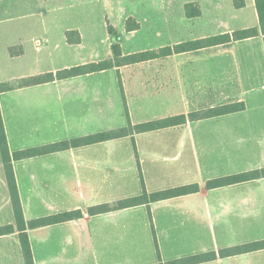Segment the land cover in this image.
Returning <instances> with one entry per match:
<instances>
[{
	"label": "crops",
	"instance_id": "crops-1",
	"mask_svg": "<svg viewBox=\"0 0 264 264\" xmlns=\"http://www.w3.org/2000/svg\"><path fill=\"white\" fill-rule=\"evenodd\" d=\"M5 1L0 0V4ZM189 3L200 8L199 16L187 15ZM211 7L221 17L223 27L215 35L251 27L259 28L260 34L99 72L115 70L127 96L133 89L126 87L125 69L148 67L145 79L135 80L136 86L140 85L136 94L145 99L157 97L159 113L150 117L151 111L143 110L140 103L130 109L127 96L131 123L186 115L185 123L45 155L13 158L26 224L64 211L84 212L80 219L27 227L35 264H154L159 257L152 224L164 262L215 252L217 258L199 264H263L264 249L227 257L219 253L264 240L258 235L264 229V177L214 188H208L207 182L264 168V35L255 0H232L230 6L214 0ZM182 8L179 15L189 21L204 15L201 1L184 0ZM172 17L176 16L166 11L161 19L168 22ZM230 19L240 20L239 27H232ZM19 37L0 32V83L34 76L16 62L24 51L19 56L9 54L10 48L21 47ZM205 37L209 36L192 40ZM184 42L187 40L158 49ZM81 43L71 44L66 36L63 48ZM155 65L157 72L152 77ZM73 66L78 65L65 68ZM59 70L54 67L41 74ZM96 73L0 91L11 153L127 126L116 89L112 91L107 80L95 79ZM146 103L142 105L149 107ZM234 103L245 107L227 114L188 118L193 112L203 114ZM140 170L149 193L188 184H198L199 191L97 215L87 213L91 206L140 195ZM6 226L14 229L0 234V264H26L0 162V228Z\"/></svg>",
	"mask_w": 264,
	"mask_h": 264
},
{
	"label": "rangeland",
	"instance_id": "rangeland-1",
	"mask_svg": "<svg viewBox=\"0 0 264 264\" xmlns=\"http://www.w3.org/2000/svg\"><path fill=\"white\" fill-rule=\"evenodd\" d=\"M183 1L7 0L0 4V32L20 35L18 46L22 47L24 54L16 59V62L22 63L23 68H28L27 73L30 76L41 74L54 67L64 69L65 65H82L111 59L113 58L112 44L115 42L122 45L127 55L158 50L159 46L164 44L172 45L180 40L188 41L202 35L212 36L222 31L221 17L212 11L211 3L214 0H197L202 2L204 15L193 21L183 19L179 15L183 11ZM223 1L229 6L232 3V0ZM166 11L172 12L176 17H172L168 22L164 21L161 18L163 12ZM129 18H134L140 23L138 30L128 31L126 29ZM239 21L230 19L229 23L232 27H239ZM181 25L184 26L183 29L180 28ZM110 27L113 28L115 34L110 32ZM68 30L81 31L83 35L81 45L63 48ZM40 41L44 42L42 46L39 45ZM156 72L157 65L151 68L152 77ZM15 73L20 75L19 73L24 72ZM147 73L148 67L141 68L133 65L125 69L123 79L126 87L129 85L133 89H131L133 93L128 92L129 95L127 94L130 109L131 105L137 107L140 103L143 110L151 111L150 117H152L158 115V107L161 106L156 100L157 97L145 99L136 94L140 85L136 86L135 80L145 79ZM96 78L107 80L112 91L116 89L115 93L122 107L121 112L125 115L126 125L125 102L128 107V97L125 95V100L123 99L120 86L121 76L115 70H109L106 74L96 73ZM138 98H141L143 102H138ZM145 102L149 107L142 105ZM134 112L136 114L137 111ZM258 235L264 237V229L259 231Z\"/></svg>",
	"mask_w": 264,
	"mask_h": 264
},
{
	"label": "trees",
	"instance_id": "trees-1",
	"mask_svg": "<svg viewBox=\"0 0 264 264\" xmlns=\"http://www.w3.org/2000/svg\"><path fill=\"white\" fill-rule=\"evenodd\" d=\"M256 7L260 20V28L261 32L264 35V0H255ZM237 7L240 4L236 3ZM186 13L188 16L195 17L201 14L200 8L194 4L189 3L186 5ZM140 28V24L134 19L129 18L127 20L126 29L128 31H135ZM112 34H115L112 27L109 28ZM260 34V30L257 27H251L241 30H236L233 32L222 33L218 35H213L205 38H199L191 41H187L184 43L177 44L173 47H163L158 50L151 51H141L132 54H124L122 50V46L119 42H115L112 44L113 58L101 60L98 62H90L78 66H73L69 68H64L62 70L54 72H48L44 74L34 75L30 77H25L17 80H11L7 82L0 83V91H9L16 88H22L30 85H37L46 82L54 81L55 79H66L80 75H86L89 73H95L104 71L107 69L121 67L125 65H130L134 63L149 61L152 59H157L162 56L170 55L173 53L185 52L190 50H197L205 47H211L235 40H242L250 37H254ZM67 40L71 44L81 43L82 38L81 34L78 30H69L66 33ZM10 53L12 56H19L23 53L22 47H12L10 48ZM121 92L123 95V99L125 100V92L123 88L122 81L120 80ZM245 107L243 103H234L223 105L214 109L209 110L206 113L193 112L188 115L189 119H197L201 117H209L216 116L221 114H227L235 111L242 110ZM125 114L128 119V125L124 127H120L117 129L103 131L92 135L82 136L78 138H73L71 140H65L61 142H56L52 144H47L40 147L28 148L20 151H16L13 154L10 151L9 143L7 139V133L5 129V124L1 112L0 107V162L3 163L7 183L9 185L12 204L15 212V220H16V228H18L22 243L23 254L25 258L26 264H35L33 259V254L31 250V244L29 241L28 234L26 232L27 227L38 228L51 224L66 222L74 219H80L84 216V212L80 209L64 211L61 213H57L50 216L41 217L38 219H34L30 221L28 224L25 222L23 208L21 204V199L19 196V191L17 187V182L13 170L12 160L15 159H23L28 157H34L39 155H45L57 151H62L70 148H75L79 146L90 145L94 143H99L102 141H107L111 139H117L129 135H133L135 133L153 131L157 129L172 127L177 124H182L187 121L186 115H179L173 117H166L158 120H153L137 125H133L130 121L129 111L125 102ZM140 169V166H139ZM140 177L143 185V191L140 195L125 198L118 200L112 204L103 203L91 206L87 209V213L89 215H97L101 213H106L109 211L119 210L127 207H133L141 204H149L153 201L168 199L172 197H177L181 195H186L190 193H195L199 191L198 184H188L183 186H178L175 188H170L166 190H161L157 192L149 193L144 187V180L142 176V172L140 170ZM264 177V168L259 170H253L249 172H244L237 175L226 176L220 179L210 180L207 182L208 188H214L222 185L248 181L256 178ZM152 221V219H151ZM153 232L155 234V243L158 250V262L154 264H199L205 262L210 259L217 258V254L215 252L210 254H195L188 257H183L180 259H174L169 261H163L160 252L158 249V243L156 238V233L154 229V225L152 224ZM14 226H6L0 228V234L5 233L7 231L13 230ZM264 249V240L255 241L251 243H246L230 248H225L220 251L221 257L233 256L238 254H243L251 251H257Z\"/></svg>",
	"mask_w": 264,
	"mask_h": 264
}]
</instances>
